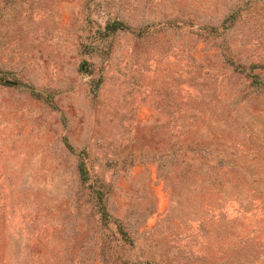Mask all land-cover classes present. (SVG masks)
I'll list each match as a JSON object with an SVG mask.
<instances>
[{"label": "rangeland", "instance_id": "1", "mask_svg": "<svg viewBox=\"0 0 264 264\" xmlns=\"http://www.w3.org/2000/svg\"><path fill=\"white\" fill-rule=\"evenodd\" d=\"M0 264H264V0H0Z\"/></svg>", "mask_w": 264, "mask_h": 264}, {"label": "trees", "instance_id": "2", "mask_svg": "<svg viewBox=\"0 0 264 264\" xmlns=\"http://www.w3.org/2000/svg\"><path fill=\"white\" fill-rule=\"evenodd\" d=\"M119 27H120V29H123V28H121L122 26H121L120 24H117V23H115V24H113V25L111 26V28H112L113 30H115V29H117V28H119ZM79 171H80V174H81V175H84V169H83L82 166H79Z\"/></svg>", "mask_w": 264, "mask_h": 264}]
</instances>
